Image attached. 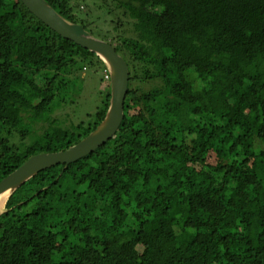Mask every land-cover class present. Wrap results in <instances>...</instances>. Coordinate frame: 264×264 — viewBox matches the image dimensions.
Returning a JSON list of instances; mask_svg holds the SVG:
<instances>
[{
    "label": "trees",
    "instance_id": "obj_1",
    "mask_svg": "<svg viewBox=\"0 0 264 264\" xmlns=\"http://www.w3.org/2000/svg\"><path fill=\"white\" fill-rule=\"evenodd\" d=\"M46 1L126 61L124 120L93 153L12 194L0 264H264V0H104L97 16ZM91 67L108 83L102 104L59 125L62 74ZM106 73L21 0H0V183L98 128Z\"/></svg>",
    "mask_w": 264,
    "mask_h": 264
},
{
    "label": "water",
    "instance_id": "obj_2",
    "mask_svg": "<svg viewBox=\"0 0 264 264\" xmlns=\"http://www.w3.org/2000/svg\"><path fill=\"white\" fill-rule=\"evenodd\" d=\"M21 1L34 16L51 30L95 53L104 62L110 75L111 99L103 122L79 144L67 151L36 155L5 178L0 183V195L8 193L6 203L16 190L38 173L55 166L72 164L110 141L124 120V104L129 86L128 65L113 45L92 36L83 26L63 18L46 0Z\"/></svg>",
    "mask_w": 264,
    "mask_h": 264
},
{
    "label": "rangeland",
    "instance_id": "obj_3",
    "mask_svg": "<svg viewBox=\"0 0 264 264\" xmlns=\"http://www.w3.org/2000/svg\"><path fill=\"white\" fill-rule=\"evenodd\" d=\"M109 1L107 3L109 4ZM104 0H74V5H78L80 10L76 13H104ZM82 14V15H83ZM92 19L91 17H88ZM111 19V18H110ZM112 28V27H111ZM104 28H94L92 32L95 36L104 34ZM114 32L110 31V34ZM63 77L70 80L68 91L63 94L62 99H56L54 105L57 107L51 118L56 119L59 125L67 126L85 121L102 104L105 93L108 92V83L103 81V69L98 67L83 68L77 73L64 72ZM111 89V88H110ZM47 123V122H46ZM48 124V123H47ZM46 124H40L36 129L37 134H41ZM5 212V205L0 210V214Z\"/></svg>",
    "mask_w": 264,
    "mask_h": 264
},
{
    "label": "bare ground",
    "instance_id": "obj_4",
    "mask_svg": "<svg viewBox=\"0 0 264 264\" xmlns=\"http://www.w3.org/2000/svg\"><path fill=\"white\" fill-rule=\"evenodd\" d=\"M7 196H8V193H4L3 195H0V210L5 205Z\"/></svg>",
    "mask_w": 264,
    "mask_h": 264
},
{
    "label": "built area",
    "instance_id": "obj_5",
    "mask_svg": "<svg viewBox=\"0 0 264 264\" xmlns=\"http://www.w3.org/2000/svg\"><path fill=\"white\" fill-rule=\"evenodd\" d=\"M105 78H106V80H110V75H109L108 71H107V73L105 75Z\"/></svg>",
    "mask_w": 264,
    "mask_h": 264
}]
</instances>
